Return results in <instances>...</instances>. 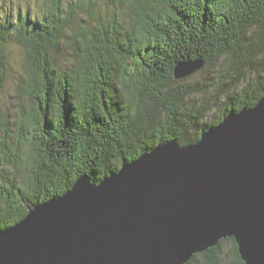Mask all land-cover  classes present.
<instances>
[{
  "label": "trees",
  "instance_id": "trees-1",
  "mask_svg": "<svg viewBox=\"0 0 264 264\" xmlns=\"http://www.w3.org/2000/svg\"><path fill=\"white\" fill-rule=\"evenodd\" d=\"M108 1L113 13L96 0H23L6 14L0 1V81L10 46L22 59L19 99L0 112V230L81 175L98 184L160 144L195 143L264 95V0ZM78 11L93 26L75 24ZM197 60L208 77H175ZM226 240L232 264H246L233 237L186 264H218Z\"/></svg>",
  "mask_w": 264,
  "mask_h": 264
},
{
  "label": "water",
  "instance_id": "water-1",
  "mask_svg": "<svg viewBox=\"0 0 264 264\" xmlns=\"http://www.w3.org/2000/svg\"><path fill=\"white\" fill-rule=\"evenodd\" d=\"M228 237L264 264V95L195 143L160 144L98 184L81 175L0 230V264H186Z\"/></svg>",
  "mask_w": 264,
  "mask_h": 264
},
{
  "label": "rangeland",
  "instance_id": "rangeland-1",
  "mask_svg": "<svg viewBox=\"0 0 264 264\" xmlns=\"http://www.w3.org/2000/svg\"><path fill=\"white\" fill-rule=\"evenodd\" d=\"M1 2H3V8L5 13H9V10L12 9L13 11H15V9L17 8V6L19 4H23V0H0ZM77 0H65L66 6L67 8H69V4L71 2L75 3ZM83 1H87V0H83ZM98 2V12L99 14H104L106 13L107 8L110 9L109 12L113 13L112 8L110 7V3L108 0H96ZM31 3V2H30ZM32 4V3H31ZM122 11H119V15L122 16ZM76 16L74 18V23L75 24H82L84 26H93L94 21L92 19H90L89 17H87V15H83L84 12L82 11H78L76 12ZM123 18H125V16H123ZM126 19V18H125ZM78 20V22H77ZM127 22H124L123 20V25L125 26ZM92 28V27H91ZM66 47L70 48V44H68ZM68 48V49H69ZM9 51H10V67L7 70V72H9V76L0 81V112H7L12 114L14 111V105L16 104V102L18 101V95L16 94V83H17V72L20 69V64L22 61L21 59V54L18 53L20 50L16 47H9ZM20 57V59H19ZM63 60L65 62H70L72 55H71V51L68 50V52L62 56ZM248 71H251L248 69ZM206 73V74H205ZM208 77V75H210V73H208L207 71L204 70V68H200L198 69L196 72H194L192 75H190V77L187 79L189 82H194L196 80H199L201 78H203V76ZM257 75V74H256ZM254 75H252V71L248 73V77L247 79L253 78ZM13 116V115H12ZM11 116V117H12ZM216 258L218 260V264H232V261L235 258L234 255V250H233V243L231 240H226L222 243L221 248L216 252ZM205 260V256L203 254H200L196 257V263L198 264H203Z\"/></svg>",
  "mask_w": 264,
  "mask_h": 264
},
{
  "label": "bare ground",
  "instance_id": "bare-ground-1",
  "mask_svg": "<svg viewBox=\"0 0 264 264\" xmlns=\"http://www.w3.org/2000/svg\"><path fill=\"white\" fill-rule=\"evenodd\" d=\"M14 226V225H13ZM12 227V226H11ZM9 228V227H8ZM5 229H7V228H5Z\"/></svg>",
  "mask_w": 264,
  "mask_h": 264
}]
</instances>
